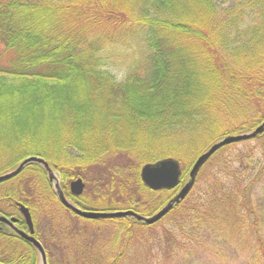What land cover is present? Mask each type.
Listing matches in <instances>:
<instances>
[{"label":"trees","instance_id":"obj_1","mask_svg":"<svg viewBox=\"0 0 264 264\" xmlns=\"http://www.w3.org/2000/svg\"><path fill=\"white\" fill-rule=\"evenodd\" d=\"M226 2L0 0V174L40 156L81 208L158 210L177 189L147 187L143 164L176 159L182 185L213 142L264 119V0ZM263 156L264 131L221 147L152 224L71 212L38 163L0 182V213L26 228L28 208L47 264H264ZM0 261L38 252L0 223Z\"/></svg>","mask_w":264,"mask_h":264},{"label":"water","instance_id":"obj_2","mask_svg":"<svg viewBox=\"0 0 264 264\" xmlns=\"http://www.w3.org/2000/svg\"><path fill=\"white\" fill-rule=\"evenodd\" d=\"M264 131V119L256 125L254 128L241 132L226 134L219 140L213 142L206 150L200 153L194 160L191 168L188 172V178L186 182L179 187L178 191L157 211L149 215L140 214L132 209L124 210H89L83 209L77 206L72 200H70L63 192L60 179L55 170L49 165V163L40 156H28L21 160L16 167L13 169L0 174V182L9 179L17 175L25 165L29 163H38L42 165L47 173L48 180L52 183L54 192L57 196L58 201L67 209L73 213L89 219H99L108 217H129L135 218L136 220L142 221L145 224H152L160 220L167 212H169L175 204L182 200L190 191L195 181L196 175L202 165L210 158V156L221 147L235 142L246 141L256 137ZM181 168L179 162L172 158L166 157L159 159L155 162L145 163L140 168V178L142 182L153 190L159 189H171L180 184ZM84 189V182L81 177L70 182V192L73 195H79ZM20 212L22 213L25 222L26 230L18 228L15 224V217H7L0 213V222L6 224L15 234L19 235L23 239L30 242L38 252L39 264H47L46 253L42 244L37 240L34 235V226L32 222L29 210L23 204H19ZM0 264H6L0 261Z\"/></svg>","mask_w":264,"mask_h":264},{"label":"rangeland","instance_id":"obj_3","mask_svg":"<svg viewBox=\"0 0 264 264\" xmlns=\"http://www.w3.org/2000/svg\"><path fill=\"white\" fill-rule=\"evenodd\" d=\"M227 0H225V2H226ZM225 6L227 5L228 7L229 6H231L232 5V3L230 2H226L225 4H224ZM115 70H113V72H114ZM116 73V72H115ZM250 143H251V145H254L256 142L254 141V140H251L250 141ZM237 147H243V146H241V144H238L237 145ZM157 151H161V148H156V149H153L152 150V152L153 153H156ZM259 153H260V151H259ZM258 153V154H259ZM124 155L125 154H123V153H120V154H118V155H114V156H112V157H110V158H108L104 163H108V164H113L114 163V161H116L117 159H119V160H121V159H123V160H125L126 159V156L124 157ZM186 156H190V152H186ZM263 158H264V156H263ZM122 160V161H123ZM185 160H187V159H185ZM207 167V166H206ZM205 167V168H206ZM204 168V169H205ZM98 170H101L102 171V166H100V167H93V168H91L90 169V171L91 172H93V174L94 173H96V172H98ZM103 172V171H102ZM87 178V177H86ZM94 178V177H93ZM88 180H91V178H89L88 177ZM261 185H264V183H262V184H260V187H261V192H260V196H261V198H264V188L261 186ZM101 208H106V207H101ZM124 209H129V208H124ZM124 209H116V210H124ZM155 211H157V210H155ZM152 213H154V212H152ZM152 213H150V214H152ZM168 213V212H167ZM166 213V214H167ZM165 214V215H166ZM143 215H149V214H143ZM164 215V216H165ZM163 216V217H164ZM169 217V216H168ZM168 217H166V219H164V223H166L167 222V220H168ZM41 218H42V215H41V217L39 216L38 217V221L42 224V221H41ZM43 219V218H42ZM79 218L78 219H76L75 220V222L72 224V225H74V224H77V223H79ZM84 221H87V223H89V222H91L90 220H84ZM111 221V220H110ZM95 222V221H94ZM93 223V222H92ZM103 222H98L97 224L96 223H94L93 225H92V227L94 228V229H99V231L103 234V235H108V237H109V234H110V232L112 231V229L113 230H115V228H114V224L113 223H109V222H106L105 224H102ZM108 223V224H107ZM159 230H161V226L159 227ZM163 230H164V227H163ZM114 233H115V231H114ZM120 243H122V237L120 236ZM118 246V245H117ZM117 246H116V248H117ZM132 246H134V245H132ZM130 249V248H129ZM109 250V249H108ZM113 252V251H112ZM38 258H39V256H38ZM140 263H142V259H140L139 258V260H138ZM38 264H39V262H38Z\"/></svg>","mask_w":264,"mask_h":264}]
</instances>
